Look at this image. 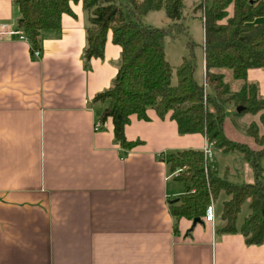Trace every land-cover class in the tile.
Returning a JSON list of instances; mask_svg holds the SVG:
<instances>
[{
  "label": "crops",
  "instance_id": "crops-1",
  "mask_svg": "<svg viewBox=\"0 0 264 264\" xmlns=\"http://www.w3.org/2000/svg\"><path fill=\"white\" fill-rule=\"evenodd\" d=\"M70 4L59 28L42 31L37 53L27 40H0V264H264L263 243L216 231L217 201L214 223L201 217L189 229L192 219L181 216L174 227L168 203L184 186L161 156L202 149V133L178 132L153 108L125 125L127 139L141 140L131 148L115 138L111 117L94 128L106 102L93 96L115 77L120 46L109 31L103 57L87 65V13L81 0ZM19 15L14 0H0V22L16 27ZM246 80L264 98V67L248 68ZM235 151L242 182L253 181Z\"/></svg>",
  "mask_w": 264,
  "mask_h": 264
},
{
  "label": "trees",
  "instance_id": "trees-1",
  "mask_svg": "<svg viewBox=\"0 0 264 264\" xmlns=\"http://www.w3.org/2000/svg\"><path fill=\"white\" fill-rule=\"evenodd\" d=\"M78 0H14L19 9L17 25L23 29L31 52L40 51L41 33L61 25L63 13L73 14L71 2ZM200 0L204 28L203 81L194 78L195 64L184 56L176 66V82L171 83L172 64L166 58L164 36L171 28L156 27L139 21L141 14L164 7L172 20L171 27L183 14V0H81L87 13L86 45L83 56L88 65L92 56L103 57L107 33L120 46L117 72L111 84L95 93L93 101L106 105L99 111V121L111 117L113 134L125 148L141 140L127 139L124 128L132 114L148 119V108L159 117L169 113L180 133L200 132L212 145L224 152L240 151L249 162L254 180L232 182L218 173L215 166H205L203 149L182 148L165 152L162 158L170 171L180 168L176 176L184 191L169 200L176 228L179 217H202L212 199L218 203L216 231L239 232L246 243L264 244V113L260 114L262 131L251 121L247 132L259 145L228 137L223 128L226 104L232 103L236 114L256 113L264 108V98L257 85L246 80L250 67H264V0ZM231 7V10H229ZM226 67L243 83L231 90L224 74L216 68ZM245 201L248 212L238 220Z\"/></svg>",
  "mask_w": 264,
  "mask_h": 264
},
{
  "label": "rangeland",
  "instance_id": "rangeland-1",
  "mask_svg": "<svg viewBox=\"0 0 264 264\" xmlns=\"http://www.w3.org/2000/svg\"><path fill=\"white\" fill-rule=\"evenodd\" d=\"M124 4L126 0H121ZM184 9L182 17L177 21L181 26L180 28L171 27L172 20L166 14L164 7L160 9H151L140 15L139 21L144 24H150L156 27L171 28L169 32L164 36L163 45L165 49L166 58L172 64L171 83L176 82V66L183 60L184 56L192 58L195 64L194 78L198 82L203 81L204 66H203V41H204V28L202 21L203 9H195V5L200 0H183ZM210 0L207 1L209 5ZM231 10V7H229ZM259 20L264 19L258 18ZM224 74V79L231 87H235L237 82L241 79L235 78L229 68L220 67L216 68ZM236 107L232 103L226 104V116L223 122V128L225 134L232 138L246 142L251 147H256L253 137L247 132V127L251 121H256L259 125L260 131H262V124L260 122L259 113L245 112L242 114H236ZM253 145V146H252ZM212 156L209 158V164L212 165V157L215 151H219L222 154L220 157L221 164H218L219 173L225 176L224 167L222 163L228 164L230 170L228 171V179L235 182H242L243 167L240 163L239 157H236L233 153H223L220 149L214 145H211ZM239 152V151H235ZM219 153V154H220ZM215 157V155H214ZM172 182H181L179 179H171ZM239 182V183H240ZM181 184H183L181 182ZM184 186V185H183ZM248 201L243 203L238 215L240 221L242 217L248 212Z\"/></svg>",
  "mask_w": 264,
  "mask_h": 264
},
{
  "label": "built area",
  "instance_id": "built-area-1",
  "mask_svg": "<svg viewBox=\"0 0 264 264\" xmlns=\"http://www.w3.org/2000/svg\"><path fill=\"white\" fill-rule=\"evenodd\" d=\"M15 36L16 38L27 40L29 42V38L26 34V32L21 29L20 27H11L8 23L6 22H0V40L4 38H10ZM36 53L38 52L37 50L35 51ZM101 121L96 120L94 123V128L98 129L101 127ZM212 143L206 140V143L203 146V154H204V159H205V166L209 165V158L212 156V150L211 146ZM180 171V168H176L175 170L171 171L174 176L178 174ZM202 218L205 221H209L211 223L215 222V207H214V201L211 199L209 203L205 207V212L202 216Z\"/></svg>",
  "mask_w": 264,
  "mask_h": 264
},
{
  "label": "water",
  "instance_id": "water-1",
  "mask_svg": "<svg viewBox=\"0 0 264 264\" xmlns=\"http://www.w3.org/2000/svg\"><path fill=\"white\" fill-rule=\"evenodd\" d=\"M236 108H237L236 110L238 111V110H240V109L242 108V106H237ZM199 221H201V218H200V217H194V218L192 219V224H191V226H190L189 229H191V228L194 226V224H195L196 222H199Z\"/></svg>",
  "mask_w": 264,
  "mask_h": 264
}]
</instances>
